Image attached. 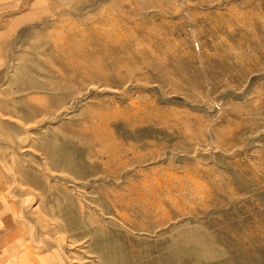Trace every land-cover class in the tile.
<instances>
[{"label":"rangeland","instance_id":"obj_1","mask_svg":"<svg viewBox=\"0 0 264 264\" xmlns=\"http://www.w3.org/2000/svg\"><path fill=\"white\" fill-rule=\"evenodd\" d=\"M0 218L1 264H264V0H0Z\"/></svg>","mask_w":264,"mask_h":264},{"label":"crops","instance_id":"obj_2","mask_svg":"<svg viewBox=\"0 0 264 264\" xmlns=\"http://www.w3.org/2000/svg\"><path fill=\"white\" fill-rule=\"evenodd\" d=\"M5 230L4 225L1 223V218H0V259L5 255L7 257V259H12L13 257V252H7L5 251V249L7 248H12L13 246V240L10 239L11 236H9L10 238L3 240L2 239V232ZM3 255V256H2ZM9 263V261H8ZM1 264V262H0Z\"/></svg>","mask_w":264,"mask_h":264},{"label":"bare ground","instance_id":"obj_3","mask_svg":"<svg viewBox=\"0 0 264 264\" xmlns=\"http://www.w3.org/2000/svg\"><path fill=\"white\" fill-rule=\"evenodd\" d=\"M85 221V220H84ZM83 223V222H82ZM87 225V224H86ZM64 229V228H63ZM86 229V228H85ZM53 242V241H52ZM56 244V243H55ZM74 259V258H73Z\"/></svg>","mask_w":264,"mask_h":264}]
</instances>
